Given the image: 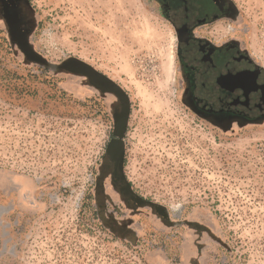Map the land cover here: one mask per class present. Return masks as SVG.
<instances>
[{"label": "rangeland", "instance_id": "374dc122", "mask_svg": "<svg viewBox=\"0 0 264 264\" xmlns=\"http://www.w3.org/2000/svg\"><path fill=\"white\" fill-rule=\"evenodd\" d=\"M27 1L37 53L129 96L123 174L167 218L112 178L116 96L27 63L0 17V264H264V121L224 130L184 105L177 34L154 0ZM231 1L264 67V0Z\"/></svg>", "mask_w": 264, "mask_h": 264}, {"label": "flooded vegetation", "instance_id": "af4514ba", "mask_svg": "<svg viewBox=\"0 0 264 264\" xmlns=\"http://www.w3.org/2000/svg\"><path fill=\"white\" fill-rule=\"evenodd\" d=\"M154 1L177 34L184 105L224 130L263 122L264 67L237 40L232 1Z\"/></svg>", "mask_w": 264, "mask_h": 264}, {"label": "water", "instance_id": "95a60500", "mask_svg": "<svg viewBox=\"0 0 264 264\" xmlns=\"http://www.w3.org/2000/svg\"><path fill=\"white\" fill-rule=\"evenodd\" d=\"M23 6H28L27 0H0V17L7 27L10 42L18 47L27 63L39 64L56 73H66L84 77L88 80L90 85L94 86L99 91L108 92L116 96L119 100L120 108L114 114L115 139L110 142L107 149V161H109L112 178L119 186L123 196L131 205L136 207L148 206L159 212L164 218H167L163 207L148 203L135 195L131 191L123 174L124 138L127 132L131 111L130 98L127 93L121 86L96 71L89 64L77 58L71 57L60 64H50L42 55L34 50L30 42V34L34 26L31 24L27 15H25V13L23 14ZM101 183L102 182L99 180L98 186L101 187Z\"/></svg>", "mask_w": 264, "mask_h": 264}]
</instances>
